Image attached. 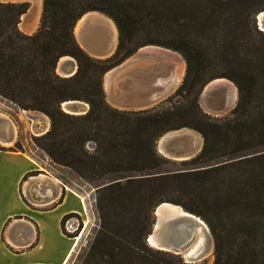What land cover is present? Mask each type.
I'll use <instances>...</instances> for the list:
<instances>
[{"label":"trees","instance_id":"trees-1","mask_svg":"<svg viewBox=\"0 0 264 264\" xmlns=\"http://www.w3.org/2000/svg\"><path fill=\"white\" fill-rule=\"evenodd\" d=\"M262 2L165 0L161 10L144 12L138 0H44L33 35L19 28L28 4L0 3V96L21 110L46 115L51 128L34 138L36 146L99 194L102 224L81 264H153L142 247L174 257L147 244L154 211L162 203L179 205L208 224L215 264H264V31L255 20L264 13ZM171 3L182 10L172 12ZM91 12L107 15L117 26L115 57L94 59L78 43L76 26ZM228 23L234 24L237 40L248 38V46L226 50L225 70L209 77L206 52L192 43L186 28L200 25L203 32H218ZM145 28L153 29L152 35L141 33ZM147 46L183 57L182 86L159 108L112 107L105 75ZM65 57L78 64L70 78L57 72ZM223 78L236 85L238 101L230 114L215 118L199 98L208 84ZM68 101L90 109L85 115L68 114L62 108ZM185 128L203 137V150L180 162L187 169L163 172V163L177 162L158 153V141ZM73 215L65 216L63 227Z\"/></svg>","mask_w":264,"mask_h":264},{"label":"rangeland","instance_id":"rangeland-1","mask_svg":"<svg viewBox=\"0 0 264 264\" xmlns=\"http://www.w3.org/2000/svg\"><path fill=\"white\" fill-rule=\"evenodd\" d=\"M138 1L140 3V5H139L140 11L144 10V12H149L153 8H155L157 11H159L162 9V6L165 3V0H138ZM203 1L206 4L208 3V0H203ZM225 1H229V0H225ZM0 3H3V2H0ZM8 3L28 4L29 8L31 7V4H29L28 2H8ZM262 3L264 5V0ZM170 7H171L172 12L175 10H178V11L182 10L177 5H175L173 3L170 4ZM42 14H43V9L41 12V16L39 19L38 26L34 31L27 33V31L24 30L21 25H19L20 30L22 32L25 31L26 33L25 32L24 33L27 35L35 34L38 31V29L40 28ZM188 14H191V13L188 12ZM260 14L255 16V20L257 21L258 29L264 31V21L262 23L260 22V19H259L261 16ZM105 16H107V15H105ZM108 18H110V17H108ZM24 19L25 18H23V22H24ZM226 25H227L226 27L222 26V27L218 28V32H214V31L203 32L201 30L200 25H199L198 30L193 29L190 26H188L186 28V32L189 35V38L192 40V43H194V45L196 47L201 48L206 52L207 62L211 66V67L209 66L210 67L209 73H208L209 77L213 76L216 73L223 72L225 70L224 64H227L226 63V57H225V54H226L225 51L226 50H231V47L234 48V46H237L239 44H240L242 50H244V47L248 46V38L246 36H243L241 41L237 40L236 35L233 32V30L235 28L233 23H228ZM76 29H77V26H76ZM76 29H75V33H76ZM97 29H99V28L86 29L87 32L85 35L87 36V41L90 44H94L95 46H99V47L101 46L102 47L105 45V41H103L101 38L103 36H105V32L101 29L100 30H97ZM117 30H118V28H117ZM83 31H85V30H83ZM153 32H154V30L153 29L149 30V28H145L144 30L141 31V33H144L146 35H147V33H150L152 35ZM151 35H149V36H151ZM119 36L120 35H119V31H118L117 45H116L115 50L112 52V54L106 55L103 57L95 56V55H93V53L91 54L80 44V41L78 39H77V41L80 44V46L82 47V49L92 58L106 60V59L113 58L116 56L118 48H119ZM76 38H77V36H76ZM170 55H171V58L175 59L176 61L178 60L179 62L185 63L183 78H182V81H181V84L179 85V87L176 90H174L173 92H171L170 95H168L165 99L161 100L157 104L152 105L150 107L142 108V109H135V110H127V109H119V108H117V109L123 110V111H130V112L152 110L155 108H159L161 105H164L169 98H171L175 95V93L179 90V88L183 84V81H184V78H185L186 72H187V64L180 54H173V55L170 54ZM72 59H74V58H72ZM76 63H77V61H76ZM65 78H67V77H65ZM164 79L165 78H163L159 83H162L164 81ZM223 79L230 82L236 88L237 93H238V89H237V87L233 81H231L227 78H223ZM201 96H202V94L200 95V98H201ZM224 97L225 96L222 93L216 92L213 95V97L210 99V102H211V100L218 102L219 100H222ZM200 98H199V101H200L201 108L207 114H209L215 118H221V117L227 116L228 114H230L232 112V110L235 108V106L237 104V102H235L234 106L231 107L226 112L221 113V114H216V113L211 112L210 110L206 109L204 107V105L202 104V101ZM107 101H108V99H107ZM108 103L110 104L109 101H108ZM112 107H114V106H112ZM114 108H116V107H114ZM0 112L3 115L10 118V120L13 121L14 125L16 126V131H15L16 136H15L14 141L10 145H5V144L0 142V149H5V150H9L11 152H17V153L25 154L29 159H31L32 161L37 163L38 168H39V173H35V174L31 175L30 177H28L25 184H24V187H23L24 192H26V195H27L26 199H27V202L29 203V205H31L32 207H34L36 209L44 210V209H49L54 204L53 198L49 197V198L44 200L46 203H44V202L41 203L39 198H36L34 196L35 194L33 192L32 193L28 192L29 189L36 187L35 183L37 181H35L34 179H37L39 177H44V179H45V176L52 177L53 179H56L57 182L59 181V183H61L62 185L65 186V187L63 186L64 190L62 192V196H63L62 199L65 197L66 193L73 191L75 196H78V198H80L84 202V205L86 206V212H84L83 215L77 214V215H73V216L67 218L64 222V227H63L65 233L74 236L75 238H73V239H75L77 242V245H76L77 247L75 249V252L73 251L74 254H73L69 264H81L82 263V257L84 256V254L88 250L90 244L92 243V241L94 240V238L98 234L100 227H101V224H102L100 213H99L98 208H97L98 200H99V194L97 193L94 186H92V185L86 183L85 181L81 180L71 170L53 164L52 161L49 159V157L36 146V144L34 143V138L40 137L44 133H46V129H47L46 125H47L48 120L50 123L49 129L51 128V120L50 119L47 120L46 118H44L42 116L44 114L34 112V111L21 110L16 104L4 99L1 96H0ZM185 143L187 144V142H185ZM203 146H204V139H203ZM91 148H94V145H91ZM157 151H158V148H157ZM158 153L162 157H164L166 159H170V158L162 155L159 151H158ZM170 160L176 161L177 163L176 164L163 163L162 167H161V170L163 172H177V171H183V170L187 169V167L180 164L181 161H177V160H173V159H170ZM59 198H60V196H59ZM42 201H43V199H42ZM16 222H18V221L14 220V221H11L9 223V233H11V230L15 226L14 224ZM68 226H70L69 227L70 231L74 232V233H69L67 231ZM198 242H199V235L184 250L182 255H176L175 253L165 252V253H169V254L173 255L174 257H169V256H165V255H160V254L158 255V254H156V252L154 253V252L146 251L144 247H142V250H144L146 257L153 264H179L178 259L175 258L178 256L181 257L182 259H184V261L187 263V260L184 258L185 255L187 253L189 254L190 252L198 249L199 248ZM9 247H11L16 252H20V251L24 250V249H21V246L19 247L17 245L12 244V243L9 245ZM23 247H26V245H23ZM149 247L155 251L159 250V249L151 247V245H149ZM198 250H199L198 252L200 253L201 249L199 248ZM215 262H216L215 243H214V238H213L211 251L207 252V254L205 255L204 258H202L201 260H199L198 262H196L194 264H215Z\"/></svg>","mask_w":264,"mask_h":264},{"label":"crops","instance_id":"crops-1","mask_svg":"<svg viewBox=\"0 0 264 264\" xmlns=\"http://www.w3.org/2000/svg\"><path fill=\"white\" fill-rule=\"evenodd\" d=\"M0 2H28L31 4L29 0H0ZM32 11L31 6L28 15ZM77 39L79 40L78 37ZM80 44L85 48L81 41ZM89 45L91 48H95L94 52L85 49L95 56L99 50L105 51L101 46L95 47L90 43ZM126 81L124 76L114 77L109 83L104 81V90L110 104L116 108L127 110L145 108L141 105L138 107L134 105L146 99L143 91L147 90L146 87L151 82L138 80L127 85ZM49 125L50 123L47 122L46 130L49 129ZM35 173H39L37 163L25 154L0 149V264H69L77 247L76 240L65 234L63 219L69 214L83 215L86 212L84 202L75 196L73 191L66 193L62 199L65 186L59 181L57 182L56 179L45 176L43 183L36 182V187L29 189L28 192H33L41 203H46L44 200L49 197L53 198L54 204L44 210L32 207L27 202V195L23 187L27 178ZM14 220L25 224L14 228L15 231L11 230L9 233V223ZM10 242L21 246V249L24 250L14 251L9 247ZM22 243H26L23 244L26 247H23Z\"/></svg>","mask_w":264,"mask_h":264},{"label":"water","instance_id":"water-1","mask_svg":"<svg viewBox=\"0 0 264 264\" xmlns=\"http://www.w3.org/2000/svg\"><path fill=\"white\" fill-rule=\"evenodd\" d=\"M30 12V9L28 10L27 13L24 15H28ZM93 13V12H91ZM98 13V12H97ZM90 14V13H88ZM23 15V16H24ZM87 15V14H86ZM85 15V16H86ZM22 16V17H23ZM84 16V17H85ZM83 17V18H84ZM82 18V19H83ZM82 19L78 22V24L82 21ZM21 21L23 22V19L21 18ZM261 22V20H260ZM21 24V23H20ZM77 24V26H78ZM85 34L87 32L84 31ZM159 54L158 51H161L160 53H168L167 55L170 54H178L172 50L165 49L162 47L158 46H147L144 48H141L132 58L134 60L130 61L128 64L125 61L121 65L115 67L109 72H112L110 80H112L114 77H120L124 76L127 74L129 76L127 79V85L133 84L135 81L136 77H139L140 80H147L150 81V85L146 87V91H143V94L146 95V99L141 102L137 103L136 107L142 106V107H150L152 105L157 104L161 100L165 99L168 95H170L171 90L170 88L166 87L165 85L159 83L163 78H166L167 80L172 79L171 76L173 75L172 67L170 64L163 60L161 55ZM101 53V54H100ZM105 52H101L99 50L98 57H102ZM139 56V58H135ZM71 58V57H69ZM72 59V58H71ZM78 71V65L74 59L72 61H69L68 64H64L63 62H59L58 67H57V72L59 75L63 77H73ZM135 73H138L136 75L140 76H135ZM108 72V73H109ZM108 73L105 75L104 81L107 83L108 79ZM213 82V81H212ZM218 87L212 88L211 90L207 91L206 89L203 91L202 95L207 97V99L210 97V99L213 97V95L218 92ZM202 100V96H201ZM238 101V98L236 99V102ZM235 104V103H234ZM233 104V106H234ZM211 106L212 109L216 114H221L226 112L229 105L222 104V103H217L213 100H211ZM232 106V107H233ZM63 110L71 115H85L88 113L90 107L88 104L81 102V101H68L65 102L62 105ZM46 116V115H45ZM47 117V116H46ZM8 120L0 119V139L5 140L7 142L11 141V136H9V132L6 131V126L8 124ZM188 131V132H196L194 130L185 128L181 130H176V131H171L163 135L157 144L158 151L173 160L177 161H186L195 158L197 155H199L203 149V137L202 138V144L192 141L189 144L185 143V135L184 134H179L180 131ZM49 131V129L46 131V133ZM44 133V134H46ZM198 133V132H197ZM43 134V135H44ZM9 136V137H8ZM163 148H166L168 150V154L163 153ZM174 209L180 208L181 210L184 209L183 207L179 205H175L172 203H162L160 204L154 211V216H155V222L153 225V229L151 234L147 238L148 244L151 243L150 239L151 237H156V238H161L164 237L167 240V247L168 245L170 246L169 250H163L159 249L160 251L163 252H169V253H175L176 255H182L184 250L198 237L199 235V230L198 226L204 224L206 226L205 231H208L210 235L211 242L213 243V235L212 232L208 226V224L199 216L193 215L195 217V222H192L191 220L184 218L183 216H177V217H166L164 215L163 208L166 207ZM25 223L24 222H16L14 228L21 227ZM13 230L12 232H14ZM152 247V246H151ZM154 248V247H153ZM190 254V253H189ZM188 253L185 255V259L187 260L188 264H194L198 262L201 257L199 258H190L187 259Z\"/></svg>","mask_w":264,"mask_h":264},{"label":"bare ground","instance_id":"bare-ground-1","mask_svg":"<svg viewBox=\"0 0 264 264\" xmlns=\"http://www.w3.org/2000/svg\"><path fill=\"white\" fill-rule=\"evenodd\" d=\"M18 1H23V0H18ZM29 1L31 3L33 11L30 15H28L26 17L24 16V18H25L24 22L23 23L21 22L22 24H20V25L27 32H32L38 26L39 19L41 16V11H42L43 0H29ZM260 15L261 16L259 19L261 20V23H262L264 21V13H261ZM22 19H23V17H22ZM89 28H95V29L99 28L97 30L101 29L105 32V36H103L101 38L103 41H105V45L102 46L105 49V51H104L105 53L102 55L106 56V55L112 54V52L116 48L117 39H118V30H117L115 23L110 18H108L107 16H105L101 13L93 12V13L87 14L82 19V21L78 24L77 29H76V33H75L76 36L79 38V40L85 46L86 49H89V50L94 52L95 48L94 47L91 48V46L89 45V43L87 41V37L85 36V32L83 31V30L86 31V29H89ZM101 52H103V51H101ZM158 52H159V54L156 53V51H155V54L161 55L162 56L161 58L170 64V66L172 67V71H173V75L171 76L172 79L167 80L165 78L161 84L170 88L171 92H173L181 84V81L183 78V72L185 69V63L179 62L178 60L176 61L175 59L171 58V55H167L168 53L163 54V53H160L161 51H158ZM135 58H139V56H137ZM131 60L133 61L134 58L128 59L126 61L127 62L126 64H128ZM69 61H72V59L69 57H65V58L61 59V62H63L64 64H68ZM111 74H112V72L108 73V77H107L108 83L110 81ZM136 74H138V73H135V71H134L135 76H140V75H136ZM124 77L128 78L129 76H127V74H126V75H124ZM138 80H140V78L136 77L135 81H138ZM140 81H139V84H140ZM110 86H109V88H110ZM143 87L145 88V86H143ZM216 87L220 88L218 90V92L222 93L225 96L222 100H219L217 103H222V104L226 103L227 105H229L227 109H230L233 106V104L236 102V99L238 98V93H237L236 88L230 82L226 81L225 79H217V80L211 82L210 84H208V86L205 89L207 91H209L212 88H216ZM132 89H134V88L132 87ZM201 101H202V104L204 105V107L206 109L213 111L212 106H211V102H210V97L207 99V97L202 95ZM145 108H147V107H145ZM42 116L44 118H46L47 120L49 119L45 115H42ZM7 118H8L7 116L3 115L0 112V119L8 120V122H9L5 129L7 132H9V136H11V139H10L11 141L7 142L5 140L0 139V142L5 144V145H10L14 141L15 136H16V132H15L16 126L14 125L13 121L10 120V118H8V119ZM48 122H49V120H48ZM179 134H184L186 136L185 142H187V144H189L192 141H195V142L202 144V138H201L200 134L197 132H193V131L188 132V131L182 130L179 132ZM162 149H163L164 154L169 153L166 148L162 147ZM36 181L43 183L45 181V179H44V177H40ZM162 211H164V215L166 217L183 216L184 218H187V219L191 220L192 222L196 223L195 217H193V215H191L190 212L186 211L185 209L181 210L180 208H178V209L174 208L171 210V208H167V206H166L163 208ZM198 227H199L198 230L200 232L198 243H199V248L201 250H200V253L198 252L199 248L196 249L195 251L190 252V254L187 255L188 259H190L192 257L193 258L201 257V259H202L205 257L207 252L211 251L212 242H211L210 235H209L208 231H205V229H204V228H206V226H204V224H202V225H199ZM150 241H151V243H149V245H151L152 247H154L156 249H163V250H169L170 249L169 245L167 247V240L164 237L156 238L153 236V237H151ZM23 244H26V243H22L21 245H23Z\"/></svg>","mask_w":264,"mask_h":264},{"label":"built area","instance_id":"built-area-1","mask_svg":"<svg viewBox=\"0 0 264 264\" xmlns=\"http://www.w3.org/2000/svg\"><path fill=\"white\" fill-rule=\"evenodd\" d=\"M69 227H70V226H68V229H67V231H68L69 233H74V232H71V231H70Z\"/></svg>","mask_w":264,"mask_h":264}]
</instances>
